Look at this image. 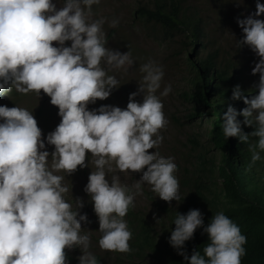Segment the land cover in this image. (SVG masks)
<instances>
[{"label":"clouds","instance_id":"obj_1","mask_svg":"<svg viewBox=\"0 0 264 264\" xmlns=\"http://www.w3.org/2000/svg\"><path fill=\"white\" fill-rule=\"evenodd\" d=\"M100 1L63 0L57 8L54 0H0V264H68L65 249L73 247L81 250L78 264H100L90 251V233L81 232V222L88 221L87 214L79 211L83 201L76 197L73 208L64 198L71 179L59 174L86 166V152L91 154L93 170L84 190L94 202L101 249L131 251L132 233L124 217L134 205V197L142 193V184L149 185L165 201L180 199L174 157L147 151L163 142L159 130L168 124L160 97L168 95L171 84L156 94L164 76L163 65L149 59L139 66L143 73L138 89L143 92L142 101L133 99L138 94L134 91L124 108L109 104L91 110L87 107L119 86L117 78L109 74L110 69L127 71L134 62L130 49L121 52L106 47L102 27L105 18L91 19V6H98ZM148 1L143 7H151ZM186 2L201 7L209 31L206 38L191 43L195 48L185 52L193 60L186 59L188 71H200L194 61L199 51L216 66L236 62L250 74L259 73L255 95H243L239 85L231 94L233 100L243 99L247 105L239 114L244 117L243 124L254 125L253 131L242 130V121L237 119L232 104L227 105L222 121L227 138L247 142L250 136L258 137L254 148L249 145L251 167L264 150V19L259 18L264 3L256 0L255 11L244 17L250 5L236 6L243 35L236 40L237 47L247 44L259 58L255 66L248 68L246 60L243 64L231 47L222 44V8L210 12L206 1ZM182 3L180 0L181 11ZM117 24L118 19L109 21L110 26ZM109 32L107 36L112 35ZM65 41H70L68 46ZM173 47L184 53L180 42H174ZM243 48L246 55L250 54L246 45ZM30 91L39 104L45 93L50 103L58 106L61 118L54 124V131L43 130L35 99L25 107L19 106V93ZM42 132H46L43 137L54 145L53 149L45 145ZM117 170L143 171L139 179L127 185L121 183ZM107 174H111V182ZM173 223L168 241L188 264H241L246 236L223 211L216 212L205 225L203 213L192 208L186 213L177 212ZM198 226L208 234V243L203 254L193 251L189 256L182 246Z\"/></svg>","mask_w":264,"mask_h":264},{"label":"trees","instance_id":"obj_2","mask_svg":"<svg viewBox=\"0 0 264 264\" xmlns=\"http://www.w3.org/2000/svg\"><path fill=\"white\" fill-rule=\"evenodd\" d=\"M179 1L149 0L151 7H143L144 4L139 6L142 2L139 1V9L135 14L147 22L160 23L163 38L172 43L180 42L181 48L186 52L195 48L191 45L194 40L206 38L209 31L205 27L207 18L203 15L201 7L197 3L182 0L181 11ZM62 3L63 0H58L57 8L61 7ZM96 6H91V14L95 17L99 15ZM220 26L219 22L218 27ZM109 30L111 34L112 28ZM194 58L201 69L190 70L195 71L191 78L192 90L185 91L182 97L191 108L185 109L187 115L183 119L206 117L211 125L209 138L201 143L197 135H187V141L193 150L194 165L191 169L186 168V188L180 201L173 206H160L165 218L159 231L155 230L142 214L129 207L124 219L132 233L129 240L131 251L115 252L123 264H148L145 259L153 255L160 264H188L183 255L170 245L168 237L171 229L175 227L173 221L177 212L186 213L192 208H198L203 213L205 225L216 212L223 211L246 236V243L243 245L246 254L241 257V264H264V150H260L261 159L249 167L252 155L249 145L254 148L258 137L250 136L247 142H243L238 137L227 138L222 130L223 113L227 105L232 104L237 109V119L242 121V130L247 133L253 131L254 125L243 124L244 117L239 114V110L247 105L243 99L233 100L231 94L234 86L239 85L243 95L251 98L258 92L255 85L258 83L259 74L247 75V71L236 62H224L216 66L205 56H200L199 51L194 54ZM186 59L188 62L193 61L190 56ZM19 94L28 96L33 95V92ZM53 109L58 110V107L51 104L50 97L44 93L37 106L44 131H54L56 127L51 123ZM172 117L175 122H184L176 115ZM214 149H217L218 154L211 152ZM88 156L86 153V159ZM62 175L66 176L67 180L72 179L70 173ZM155 204L158 205V202L155 201ZM93 214L97 216L94 207ZM202 229L203 226H198L193 237L182 246L189 256L193 251L203 254V247L208 243V234ZM94 254L100 264H103L100 254ZM66 257L78 264V260L67 252Z\"/></svg>","mask_w":264,"mask_h":264},{"label":"rangeland","instance_id":"obj_3","mask_svg":"<svg viewBox=\"0 0 264 264\" xmlns=\"http://www.w3.org/2000/svg\"><path fill=\"white\" fill-rule=\"evenodd\" d=\"M141 2L142 6L148 0H101L98 6H96L97 17H104L105 22L102 25L106 34V47H111L114 50H119L121 52L128 51L130 49L131 56L133 58V64L128 67L127 71L123 69H110L109 74L114 75L119 86H114L110 92V95L104 99L97 98L95 102L89 103L87 107L91 110L93 108L98 109L102 104H109L114 106H120L122 108L126 107L129 94L131 92L137 91V95L133 99L142 101L143 92L138 91L139 81L143 75L139 70V66L142 63L147 62L149 59L156 61L157 63L163 65L164 76L161 81V88L157 89V95L163 89L166 84H171V91L167 96L160 97L163 102V112L168 120V124L165 128L159 130L163 135V142L155 147L148 149L147 151H159L161 155L172 156L177 165L174 175L178 179L179 183V197L184 195L185 184L184 180L186 176V168L191 169L194 165L193 150L191 149V144L187 141V135H197L199 140L204 142L208 140V131L210 128V123L206 117L199 116L198 118H184L187 111L186 108H191L188 102L184 101L182 97L185 91L192 90L191 88V77L194 76L193 72L188 71L186 67V54L182 53L177 47H173L172 41L163 38V32L161 26L156 23H149L145 21L141 16H137L135 12L138 9V3ZM200 2L206 1L207 8L210 12H214L217 9L222 8V13L225 16V20L222 24V44L232 48V53L237 55V59L246 60V66L249 68L255 66V62L259 59L254 51L247 45L242 44L237 47L236 40H240L243 35H241L240 30L242 27L237 23V17H240V13L236 8L240 4H249L250 8L246 9L243 17L248 15L250 12L255 11L256 0H198ZM56 5L58 0H54ZM264 3V0H261ZM93 14H91V19H98ZM242 17V18H243ZM264 19V13L259 17ZM112 19H118V24L116 26H110L109 21ZM112 28V35L107 36L109 29ZM176 37L175 39H177ZM54 45L57 42H52ZM70 41H65V45L68 46ZM172 45V46H170ZM246 45L250 49V54H245L243 52V47ZM107 67L106 65H104ZM247 75L251 72L246 70ZM259 74V73H257ZM34 97V98H33ZM21 107H25L31 103L34 99L37 101L35 107L38 106V98L32 95H23L19 97ZM57 108L58 106L55 105ZM54 115L51 119V123L55 124L60 122V116L58 115V110L53 109ZM172 115L180 117L184 120L183 123H178L173 121ZM46 132H42V139H45V145L47 148H54V145L48 144L46 137ZM218 154L217 149L212 150ZM89 156L85 160L84 167L77 166V169L71 174V181L68 182L69 191L64 194V198L69 201L73 208L76 207L75 198L79 197L83 201V207L80 208V212L86 213L88 216V221H82L81 232L90 233V251L93 253L100 254L103 264H123L120 258L116 257L115 251L103 250L98 245V239L101 233L98 231V217L93 214V204L94 202L90 198V194L87 193L85 185L88 181V176L93 170L92 165L89 161L92 159L91 154L86 152ZM114 166V165H113ZM147 166H145L146 169ZM118 171L120 181L123 184L131 185L136 179L142 175V171ZM63 174V172L59 173ZM111 174H107L106 178L110 181ZM64 182V181H63ZM111 182V181H110ZM142 193L134 197V205L131 206L136 212L142 214L146 219L151 222V226H154L155 230L159 231L163 220L165 218L164 213L161 211L160 206L163 204H168L169 206L176 205L180 199L177 201L173 199L171 202L161 199L155 192L151 191L150 186L142 184ZM158 202V205L155 204ZM155 213V215H154ZM159 221L157 222V219ZM161 218V219H160ZM164 226V225H163ZM65 252L70 254L74 259H77L81 254V250L78 247H73L71 249H65ZM68 264H75L72 260L66 257ZM148 264H160L155 260V256H148L145 259ZM131 264H133L131 262Z\"/></svg>","mask_w":264,"mask_h":264}]
</instances>
